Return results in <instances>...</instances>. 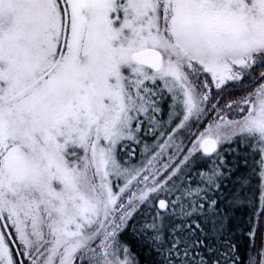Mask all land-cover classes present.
<instances>
[{
    "label": "snow or ice",
    "instance_id": "1",
    "mask_svg": "<svg viewBox=\"0 0 264 264\" xmlns=\"http://www.w3.org/2000/svg\"><path fill=\"white\" fill-rule=\"evenodd\" d=\"M0 264H264V0H0Z\"/></svg>",
    "mask_w": 264,
    "mask_h": 264
}]
</instances>
